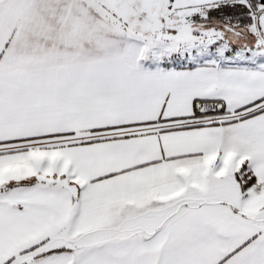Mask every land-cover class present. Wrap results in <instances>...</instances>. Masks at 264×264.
<instances>
[{"label":"snow or ice","instance_id":"6c2138e0","mask_svg":"<svg viewBox=\"0 0 264 264\" xmlns=\"http://www.w3.org/2000/svg\"><path fill=\"white\" fill-rule=\"evenodd\" d=\"M0 264H264V0H0Z\"/></svg>","mask_w":264,"mask_h":264}]
</instances>
